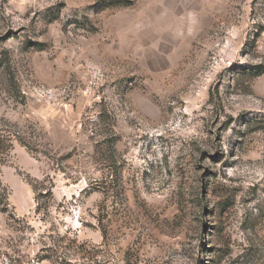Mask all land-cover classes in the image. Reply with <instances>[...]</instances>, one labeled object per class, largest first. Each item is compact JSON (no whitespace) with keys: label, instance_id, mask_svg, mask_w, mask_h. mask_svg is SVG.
Masks as SVG:
<instances>
[{"label":"rangeland","instance_id":"rangeland-1","mask_svg":"<svg viewBox=\"0 0 264 264\" xmlns=\"http://www.w3.org/2000/svg\"><path fill=\"white\" fill-rule=\"evenodd\" d=\"M0 136V264H264V0H0Z\"/></svg>","mask_w":264,"mask_h":264},{"label":"trees","instance_id":"trees-1","mask_svg":"<svg viewBox=\"0 0 264 264\" xmlns=\"http://www.w3.org/2000/svg\"><path fill=\"white\" fill-rule=\"evenodd\" d=\"M9 132H11V134H12V131H9ZM0 138H1V136H0ZM7 140L10 141L11 140V136ZM7 151H8V149H6V148H0V153H4L5 154Z\"/></svg>","mask_w":264,"mask_h":264}]
</instances>
